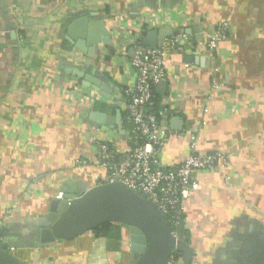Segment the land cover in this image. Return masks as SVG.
Segmentation results:
<instances>
[{
  "label": "crops",
  "instance_id": "crops-1",
  "mask_svg": "<svg viewBox=\"0 0 264 264\" xmlns=\"http://www.w3.org/2000/svg\"><path fill=\"white\" fill-rule=\"evenodd\" d=\"M223 24L228 39L211 53ZM154 30L170 32L155 92L179 110L161 166L183 163L195 136L199 155L228 158L185 201L192 264H264V0H0V238L23 263L136 261L121 224L120 241L91 231L52 244L41 222L60 194L105 176L94 142L129 150L133 40Z\"/></svg>",
  "mask_w": 264,
  "mask_h": 264
},
{
  "label": "built area",
  "instance_id": "built-area-1",
  "mask_svg": "<svg viewBox=\"0 0 264 264\" xmlns=\"http://www.w3.org/2000/svg\"><path fill=\"white\" fill-rule=\"evenodd\" d=\"M228 32L226 24L214 28L207 41V49L214 53L218 45L228 39ZM20 39L23 40V37ZM133 41L132 64L137 71V80L125 90L128 98L126 122L129 126V150L121 154L108 141L94 142L98 152L97 162L107 171L105 176L96 178L95 186L120 182L145 195L168 218L174 236L180 238L185 201L201 188L197 175L211 171L217 165L225 166L228 158L221 153L199 155L195 136L190 141V151L183 163L168 168L161 166L160 152L173 135L165 121L179 110L164 107L159 111L150 109L154 105L156 87L168 78L164 49L162 46L160 49L144 48L139 38ZM165 45L182 50L177 38L169 39ZM214 88L220 89V86L215 85ZM74 93L80 94L77 90ZM78 164L85 165L86 162ZM62 198L64 196L60 194L59 199ZM180 261L173 255L168 264Z\"/></svg>",
  "mask_w": 264,
  "mask_h": 264
},
{
  "label": "water",
  "instance_id": "water-1",
  "mask_svg": "<svg viewBox=\"0 0 264 264\" xmlns=\"http://www.w3.org/2000/svg\"><path fill=\"white\" fill-rule=\"evenodd\" d=\"M168 35L169 31L154 30L147 34L142 47L158 49ZM90 81L96 86L101 84L99 80ZM108 223L128 227L131 251L138 256L133 264H168L173 255L181 257L183 264H192L191 245L174 236L168 218L145 195L120 182L94 186L83 194L53 201L41 226L55 244L74 240ZM0 235L8 236L2 226ZM0 264L25 263L0 243Z\"/></svg>",
  "mask_w": 264,
  "mask_h": 264
},
{
  "label": "trees",
  "instance_id": "trees-1",
  "mask_svg": "<svg viewBox=\"0 0 264 264\" xmlns=\"http://www.w3.org/2000/svg\"><path fill=\"white\" fill-rule=\"evenodd\" d=\"M228 34H229V32H228ZM162 108L163 107L161 106V104L159 102V97L157 96V94L155 92L154 105L150 109L152 111H159ZM120 227L121 226L119 224L108 223V224H105V225L93 230L92 232L96 236H106V237H109L110 239H112V241L116 242V241H120L122 238V233H121ZM179 237L181 239L185 240L186 242L189 239L186 230H184L183 225L180 228ZM175 258L181 259V257H179L177 255H175Z\"/></svg>",
  "mask_w": 264,
  "mask_h": 264
}]
</instances>
